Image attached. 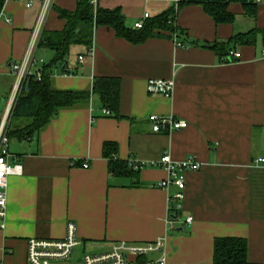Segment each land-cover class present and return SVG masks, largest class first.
<instances>
[{
    "label": "crops",
    "instance_id": "crops-1",
    "mask_svg": "<svg viewBox=\"0 0 264 264\" xmlns=\"http://www.w3.org/2000/svg\"><path fill=\"white\" fill-rule=\"evenodd\" d=\"M96 1L98 7L119 8L127 27L144 13L154 18L171 7L170 0ZM41 5V0L29 7L6 0L0 12V119L15 83L10 65L24 57ZM76 6V0H54L42 32L64 27L56 8L70 12ZM227 11L233 20L217 24L200 5L179 8L174 33L182 47L165 31L133 44L100 26L90 54L87 47L72 46L65 64L51 69L55 90L87 91L94 77H118L124 118L104 114L98 96L91 94L87 103L59 110L29 139L9 141L8 152L23 173L7 180L0 264H26L27 239H60L68 222L77 226L81 241L72 261L84 250L110 243L167 236L165 264H212L214 239L229 236L245 238L248 261L264 264V33L256 34L255 43H231L238 56L234 60L210 47L251 29L263 31L264 6L257 5L251 15L233 1ZM35 48L32 73L55 56L48 47ZM161 78L174 81L169 98L145 89L148 79ZM150 114L172 115L187 126L153 133ZM104 141L116 143L117 159L127 162L148 164L165 152L176 162L194 157L201 167L185 172L181 205L182 219L193 221L169 229V198L177 191L173 185L157 186L168 176L165 169L149 165L134 177L113 176L103 156Z\"/></svg>",
    "mask_w": 264,
    "mask_h": 264
},
{
    "label": "trees",
    "instance_id": "trees-1",
    "mask_svg": "<svg viewBox=\"0 0 264 264\" xmlns=\"http://www.w3.org/2000/svg\"><path fill=\"white\" fill-rule=\"evenodd\" d=\"M5 1L0 0V12ZM76 2L74 11L56 8L58 17L65 21L61 30L41 32L37 46L52 49L55 56L50 64H43L40 68V80L29 76L14 101L6 130L9 141L29 139L30 135L49 124L59 110L85 104L91 94L98 96L101 105L109 110V115L114 119L124 118L119 111L121 89L118 77H94L91 88L87 91L55 90L52 87L51 69L65 64L64 60L72 46L90 48L96 28L105 26L113 30L118 37L133 44L141 43L149 37L159 36V31L174 35L178 30L174 25L175 14L172 6L159 16L146 19L143 26L138 29L127 27L125 17L119 8L108 10L94 6L90 0H76ZM188 4L200 5L217 24L229 23L233 20V15L227 11L229 3L225 0H183L179 8ZM242 5L251 15L255 14V5L251 3ZM260 32L264 33V30L251 29L247 33L233 35L226 42H216L210 47L218 56L223 57L230 50L231 43L236 45L255 43L256 34ZM64 73L67 74L68 71L64 70ZM102 149L103 156L108 159V171L111 175L134 177L136 170L130 168L127 161L117 159L116 143L104 141ZM213 249L212 264H254L248 261L247 240L243 237H217L214 239Z\"/></svg>",
    "mask_w": 264,
    "mask_h": 264
},
{
    "label": "built area",
    "instance_id": "built-area-1",
    "mask_svg": "<svg viewBox=\"0 0 264 264\" xmlns=\"http://www.w3.org/2000/svg\"><path fill=\"white\" fill-rule=\"evenodd\" d=\"M25 1L27 7L32 5V0H16ZM54 0H41L40 12L37 16V21L31 30V36L27 44V50L24 57L19 61H13L10 65L11 72L14 74L15 83L12 88V95L9 100L8 111L0 119V229L4 228L6 218V202L7 196L5 193L7 187V180L10 176L21 175L23 173V166L19 163L16 156L8 152L9 138L6 136L7 126L9 124V115L12 110L14 101L20 93L23 85L26 83L29 76L35 77L40 80V69L36 73L30 71V67L36 62L33 57L34 50L37 47L41 38L42 27L45 21V15L48 9L53 4ZM92 1L96 6V0ZM183 0H170L171 6L174 10L175 16L179 9V5ZM227 3L233 1L240 4L251 3L255 6H264V0H225ZM148 13L135 21L134 28H141L144 21L149 18ZM10 21L9 19L7 20ZM177 46H184L183 43L176 40L175 34L173 35ZM92 52V47L88 48L87 53ZM262 54L264 55V48ZM230 59H236L237 53L235 50H229L227 53ZM83 55L78 56V61L82 62ZM173 79H148L146 81L145 89L149 94L163 95L164 97H171L174 91ZM104 114H110L109 110L104 109ZM151 122V130L153 133H170L179 128H185L187 122L182 119H176L172 115L159 116L150 114L148 116ZM130 168L138 170L144 166H158L164 168L167 172V178L157 184L160 188H168L170 185L176 187V193L169 198V211L167 216V226L169 229H175L183 221L190 224L193 220L191 216H186L182 219V201L184 199L185 187V172L198 170L201 164L194 159L188 157L178 162L173 161L169 153L165 152L158 160L151 163H140L137 161L129 160ZM84 168L88 165L84 164ZM77 226L73 222H68L66 226L65 235L60 239L54 238H36L32 237L27 239L26 248V264H139V260L144 259L143 264H165V245L167 236L159 237L151 242H129L121 241L107 244L106 247L98 250H84L79 256V260L72 261L73 250L81 244V241L76 237ZM153 254H159L157 258L150 257Z\"/></svg>",
    "mask_w": 264,
    "mask_h": 264
},
{
    "label": "rangeland",
    "instance_id": "rangeland-1",
    "mask_svg": "<svg viewBox=\"0 0 264 264\" xmlns=\"http://www.w3.org/2000/svg\"><path fill=\"white\" fill-rule=\"evenodd\" d=\"M2 110H3V108L0 106V113L2 112ZM9 121V120H8ZM13 144V143H12ZM79 252V247H77V248H75L74 250H73V254H75V255H77V254H79L78 253ZM82 254V253H81Z\"/></svg>",
    "mask_w": 264,
    "mask_h": 264
}]
</instances>
